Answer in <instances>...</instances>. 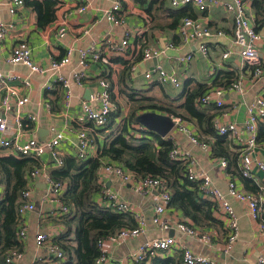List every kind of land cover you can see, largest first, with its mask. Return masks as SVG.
Returning <instances> with one entry per match:
<instances>
[{
  "label": "crops",
  "instance_id": "crops-1",
  "mask_svg": "<svg viewBox=\"0 0 264 264\" xmlns=\"http://www.w3.org/2000/svg\"><path fill=\"white\" fill-rule=\"evenodd\" d=\"M115 1H119L121 4L120 10L116 14L123 20L120 24H113L105 17V12L111 8ZM150 1L85 0L82 5H86V8L84 11H80V2L56 0L53 20L44 27H40L37 25V14L32 8L24 4L17 9L15 14L10 15L7 1L0 0V20H12L14 23L13 30L0 41V69L6 74H19L30 81L28 88L19 90V96L26 95L28 102L17 108L14 105L15 99H12L13 105L11 110L7 112V118L34 116V120H25L24 128L27 136L34 137L41 142L47 141L51 137L50 128L52 126L59 129L64 128L66 139L61 142L58 148L62 158L73 157L79 160L75 156V136L77 130H84L90 139L89 157L96 156L98 150L116 132L117 126L121 124V117H117L110 128L97 127L91 121L79 120L81 102L88 100L90 93L101 89L99 85L101 79H104L108 84V90L115 103L114 108L118 107L125 114L129 109V102L127 93L121 89L123 85L135 90L149 89V93L158 97L159 102H169V99L163 97L160 86L153 85L156 81H159L157 76L153 75L151 81H147L144 77V74L151 71L155 65H161L167 70L175 68L179 74L181 81L179 88H173L169 85L164 86V89L169 91L171 95L180 92L183 84L187 81L189 87H193L196 83L211 85L217 75L223 72L233 73L231 82L241 78L244 87L242 93L227 90L223 95L225 104L222 108L215 107L214 104L208 107L210 113H217L215 118L219 117L221 122H235L242 128L247 119L248 107L256 96L264 95V76L257 81L253 80L235 48L228 58H221L222 51L230 45L232 33L230 19L221 9L210 8L199 13L189 7L193 16L200 14L203 21L211 29H226L225 35L212 37L208 41V53L204 56L197 51V41L181 43L177 30L166 26L170 18L158 9L157 5L153 6L150 14L148 13ZM61 26L65 27L63 37L57 36V29ZM127 30L131 31L128 49L124 52H118L108 49L106 44L100 45V51L108 60L107 63L101 61L90 62L83 84L77 85L71 82V97L68 104L64 101V90L54 83V75L51 71L43 74H33L21 64L12 65L6 61L12 45L20 35L30 46L34 62L42 66L48 65L51 59H59L64 56L68 48H74L75 52L70 63L61 70L62 73L67 74L76 66L78 49L90 45L97 46L100 41H118ZM169 41L174 44V47L167 49L164 54L148 60L141 59V46L161 47ZM187 53H192L193 57L189 63L187 65L177 64L176 58ZM260 54L263 58L264 67V47L260 48ZM125 69L129 75L121 86L119 81L120 77L126 73ZM47 84L52 85V88L48 91L45 88ZM3 91H0V93ZM47 102L48 106L46 105ZM223 112L226 113L225 116L222 115ZM184 121L195 131L197 136V123H195V120L185 116ZM228 138L231 140L232 149L239 152L244 145L246 133L241 129L240 138H231L230 136ZM173 142L181 150L188 151L196 159L197 169L205 171L211 178L213 185L222 191L229 200L239 225L238 238L235 244L230 251H224L223 244L226 240L224 227L218 230L214 227L208 229L213 231L210 242L192 236L180 235L176 224L187 221V219L179 210L171 208L163 216L170 221V227L167 229L159 228L152 223L157 191L153 189L141 195L137 192L133 183H123L119 177L113 174H105L101 177L104 186L127 201L132 211L141 215L145 223L143 232L138 236L121 242L110 243L107 241L105 243L111 264H136L130 260V255L137 251L142 242L165 236H174L176 248L174 247L170 252H161L157 255L158 257L174 255L184 247L219 264H258V259L264 257V232L259 231L257 222L249 217L245 204L226 194L227 181L230 178L235 180L239 189L256 194L258 186L263 184L264 181L262 173L254 168L253 177L255 180L242 177L240 172L236 174L228 173L226 168L222 169L220 167L219 158H212L209 150L191 143L189 138L181 132L175 133ZM0 155L12 154L9 150H1ZM252 156L264 161V143H260L254 148ZM38 159L40 167H43L44 171L48 173L58 168L49 151ZM103 162H108L107 158ZM47 188L48 182L44 177L41 176L35 179L33 184L35 209L22 216L21 221L25 224L28 239L22 244L23 254L17 264L62 263L44 261L45 248L37 246L34 239L35 234L38 232H46L54 237L63 233L65 229L62 222L56 218V215L51 213L55 210L54 206L41 200V196ZM97 197L98 195H95L96 201ZM263 216L264 209L262 211ZM216 217L222 222L217 214ZM150 261L147 264H150Z\"/></svg>",
  "mask_w": 264,
  "mask_h": 264
},
{
  "label": "built area",
  "instance_id": "built-area-1",
  "mask_svg": "<svg viewBox=\"0 0 264 264\" xmlns=\"http://www.w3.org/2000/svg\"><path fill=\"white\" fill-rule=\"evenodd\" d=\"M8 4V12L10 15L16 13L17 9L24 5L23 0H6ZM81 3L80 11H84L86 5H82L85 0H75ZM253 0H168L170 7L182 8L192 7V9L202 13L210 8L221 9L224 14L232 22V33L230 36V45L226 47L221 54L222 59L228 58L235 48L242 63L248 68L253 80H259L264 76V67L260 54V48L264 47V25L257 28L258 24L255 21V13L252 8ZM264 9V0H261ZM121 8L119 1H115L111 8L105 12V17L113 24H120L123 22L116 14ZM14 28L12 20H0V41L10 33ZM177 33L181 43H188L190 41H197V51L202 55L208 53V41L212 37L225 35L226 29L219 28L217 30L211 29L198 14L195 16H184L179 22ZM131 31H125L123 37L118 41L109 40L100 41L96 45H90L86 48L78 49V58L75 61L76 66L69 73H62V68L67 66L75 52V49L70 47L65 52V55L59 59H51L50 63L42 66L34 62L31 56V48L28 43L19 35L12 45L7 62L12 65L21 64L25 66L30 73L43 74L51 71L54 75V83L64 90V101L68 104L71 97V82L82 85L86 79V71L90 62L101 61L107 63V59L100 51V45L106 44L108 49L113 51L124 52L130 46L129 38ZM142 33V32H141ZM140 34V33H139ZM65 35V27L61 26L57 29V36L63 37ZM172 42H167L163 46H147L140 47L141 59L148 60L153 57L157 58L164 54L167 49L173 48ZM192 53H187L184 56L176 58V63H183L187 65L192 59ZM153 75L164 84H168L173 88H179L181 81L179 74L175 68L167 70L161 65H155L151 71H147L144 77L147 81H151ZM100 90H96L89 94V99L84 100L80 104L79 120L91 121L97 127H103L106 123L107 117L115 108V103L108 90V84L104 79L99 81ZM30 81L28 78L19 74H6L0 69V151L9 150L12 155L29 156L40 158L45 152L49 151L57 167L63 165V158L58 152L59 145L66 139L64 128H57L52 126L50 128L51 137L47 141H39L34 137L26 135L24 128L25 120H34V116L28 117H14L7 118V112L11 110L13 105L12 99H15L14 105L21 107L28 102L26 95L19 96L21 88H28ZM46 90L52 88L51 84L45 85ZM227 90H234L238 93L244 91L241 78H237L227 86H216L210 88L202 97L201 102L205 105L214 104L215 107L222 108L225 104L223 95ZM48 106V102L46 103ZM121 112V110H120ZM122 118L125 116L121 112ZM226 115V113H222ZM174 126L169 131L166 138L173 140L176 132H181L186 135L190 142L199 145L202 148L209 150L210 144L199 141L196 133L189 127L187 122L181 117L170 115ZM259 123H264V95H258L250 104L247 110V119L242 128L235 122L223 123L219 117L214 118L213 127L218 134L227 135L231 138H240V131L243 129L246 133L244 145L239 151L238 166L240 175L245 178L254 179L253 169L256 168L262 173L264 180V161L256 159L252 156L254 148L258 145L256 142L257 128ZM120 125V124H119ZM76 158L85 160L89 158L90 139L84 130H77L75 136ZM169 157L174 160H181L186 167V175L190 181L199 180V189L203 197L211 199L216 208V214L221 218L223 227L226 230V240L223 244V249L228 252L232 249L238 238L239 225L233 207L225 194L213 185L211 178L203 170H198L196 166V159L188 152L181 150L178 146L170 150ZM219 165L222 169L226 168L227 162L223 158H219ZM105 174H113L121 179L123 183H133L139 194L144 195L151 190H156V201L152 223L161 229L170 227V221L164 218L165 213L170 209L169 201L171 194L169 189L160 177L145 176L137 177L131 171L122 166L111 163L102 162L97 172V182L100 185V191L97 197L99 205L119 213H130L137 223L135 228H123L117 233L110 235L107 238L99 239L97 246L99 248V256L95 260V264H111L108 256L105 243L121 242L123 240L134 238L141 234L144 230L145 223L141 215L132 211L130 204L121 199L117 193L111 191L104 186L101 177ZM44 177L48 182V188L41 196V200L52 204L55 208L52 214L56 217L67 214L69 207L64 205L61 200V195L64 190V184L59 181H54L50 178L47 171L43 167L32 169L27 175V186L22 192L20 203L17 208L18 215V238L23 243L28 239V232L25 224L21 221L22 216L35 209V202L33 200V184L35 179ZM255 180V179H254ZM229 197L236 199L245 204L249 217L257 222L259 231L264 232V222L261 220L262 211L264 209V181L258 186V192L248 193L239 189L233 178L227 181V194ZM176 228L180 235L196 237L199 240L210 242L213 237L212 230L202 231L199 228L185 222L176 224ZM53 236L46 232H38L35 234V243L37 246L45 248L44 261H58L65 260V253L62 248L53 242ZM176 248V240L174 236H165L157 239L147 240L142 242L137 251L130 255V260L136 264H147L149 261L159 255L161 252H170ZM182 264H219L209 258L190 251L182 247L179 251ZM23 252L12 251L7 257L6 261L11 264H17L21 259ZM258 264H264V257L258 259Z\"/></svg>",
  "mask_w": 264,
  "mask_h": 264
},
{
  "label": "trees",
  "instance_id": "trees-1",
  "mask_svg": "<svg viewBox=\"0 0 264 264\" xmlns=\"http://www.w3.org/2000/svg\"><path fill=\"white\" fill-rule=\"evenodd\" d=\"M23 2L36 12L38 26L44 27L53 20L56 0ZM154 5L170 18L166 26L173 29L177 28L184 16H193L189 7L172 8L168 0H151L148 5L149 14ZM252 6L259 28L264 25L261 0H254ZM128 75L126 70L120 77L121 86ZM232 79L233 73L223 72L217 75L211 85L196 83L189 87L187 81L180 92L174 95L164 89L168 84L156 81L153 85H159L163 97L169 99V102L163 104L159 102L158 97L149 93V89L135 90L126 85L121 87L127 93L129 109L112 138L105 142L96 156L85 160L65 157L63 165L49 173L52 180L65 185L61 200L69 207L67 214L56 217L64 225V232L52 238L65 253V260L61 264H95L100 253L97 246L99 239L107 238L123 228L137 226L130 213L113 212L95 200V195L100 191L97 172L105 158L108 162L131 171L137 177H160L171 194L169 207L179 210L187 219L185 223L192 224L202 231L210 227L217 230L223 228V223L216 217L214 202L201 194L200 181H190L184 162L169 157V152L175 145L173 140L148 130L135 119L145 111H159L182 119L185 116L193 118L197 123V139L210 144V156L225 159L227 172L236 174L239 172V152L232 149L231 140L227 135L215 131L213 121L217 113H210L208 107L212 104L205 105L200 101L210 88L227 86ZM119 116L120 110L116 107L109 113L103 128H110ZM256 142L264 143V123L258 125ZM39 164V159L34 157L0 155V264H11L6 261V257L12 251L23 252V243L17 232V208L21 194L27 186V175L32 169L40 167ZM261 220L264 222V216ZM150 264H182V258L180 253L164 257L155 256Z\"/></svg>",
  "mask_w": 264,
  "mask_h": 264
},
{
  "label": "water",
  "instance_id": "water-1",
  "mask_svg": "<svg viewBox=\"0 0 264 264\" xmlns=\"http://www.w3.org/2000/svg\"><path fill=\"white\" fill-rule=\"evenodd\" d=\"M136 122L160 136H166L173 128L174 122L170 115L155 111H145L136 116Z\"/></svg>",
  "mask_w": 264,
  "mask_h": 264
},
{
  "label": "rangeland",
  "instance_id": "rangeland-1",
  "mask_svg": "<svg viewBox=\"0 0 264 264\" xmlns=\"http://www.w3.org/2000/svg\"><path fill=\"white\" fill-rule=\"evenodd\" d=\"M160 103H162V104H163V102H160ZM127 112H128V111H127ZM120 114L122 115V113H120ZM126 114H127V113H126ZM126 114H125V115H126ZM121 115H120V116H121Z\"/></svg>",
  "mask_w": 264,
  "mask_h": 264
}]
</instances>
